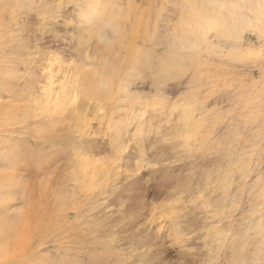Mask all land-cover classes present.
I'll list each match as a JSON object with an SVG mask.
<instances>
[{"label":"rangeland","instance_id":"374dc122","mask_svg":"<svg viewBox=\"0 0 264 264\" xmlns=\"http://www.w3.org/2000/svg\"><path fill=\"white\" fill-rule=\"evenodd\" d=\"M257 1L246 52L221 54L194 40L210 0H118L107 51L61 0H0V264H264V0L243 4ZM106 67L127 88L99 105L83 74Z\"/></svg>","mask_w":264,"mask_h":264},{"label":"bare ground","instance_id":"6f19581e","mask_svg":"<svg viewBox=\"0 0 264 264\" xmlns=\"http://www.w3.org/2000/svg\"><path fill=\"white\" fill-rule=\"evenodd\" d=\"M216 2L217 3L215 4L214 0H210L209 4H211V5H210L209 8L206 9V11L204 13L201 10H194L193 15L199 21L205 22V23L207 22V24H205L203 26L202 34H199V35L196 34L194 36L195 42H198L199 45L202 46V47H204L205 45H208V50L209 51H213L214 52V51L217 50V49L215 50V48H219L217 52H220L221 54L223 52H225L224 50H226L227 48H231V51L233 53L234 52L245 53L246 51H244V45H245V40H246L245 36H246L247 32H249V33L252 32L253 34H255V32H253V31H255V29L259 28L258 25L261 22V18H260V16H258L259 13L257 15H254V12L258 11L259 8L261 7V3H259L257 1V5H256V7H254L255 8L254 9V8H251L252 6L250 5V3H249V5L243 4L244 0H217ZM249 2H252V1H249ZM212 6H216L218 10L215 9L216 7L212 8ZM222 9L225 10V14L223 15V13H222L223 16H221ZM245 10L248 11L249 13L252 12V14L249 15L247 12H245ZM181 14L182 15H188L189 12H182ZM121 36H123V35H121ZM124 37H126V36H124ZM174 38L178 39V40H181V32L176 30L175 33H174ZM184 39H186V38H184ZM158 44H160V42ZM167 47H169V46H167ZM118 48H119V51L121 50V52L125 53V55H124L125 57H123V58H127V56H129L133 52V45L130 44V43L127 46L124 45V44L123 45L121 44L120 46H118ZM165 50H167V49H165ZM228 53H229V51H228ZM198 54H199V52H198ZM107 56L110 57L109 54H107ZM182 58H185V57L182 56ZM129 65L133 66V64L131 62L129 63ZM147 67H148V65H147ZM146 68L143 69L144 72H145ZM101 77H103V80H102ZM163 77H165V76H163ZM163 77H160V79L163 78ZM87 79H89V80L91 79V83H89V87L87 89H84L86 87H83V92L85 91L84 93H86L84 98L88 99L89 101H92V100L97 101V102H99L98 103L99 105L106 104V102H108V101L112 102V100L116 101L117 100V98H116L117 94L120 91L123 92L127 88V85H126V82H124V79L123 78L119 79V76L116 73H112L107 67L104 69V71H101V73H96L94 75L93 74L91 75L90 73H84L83 74V82H84L85 85L87 83ZM167 82H169V79L166 80V83ZM48 83H49V80L47 81V84ZM87 85H88V83H87ZM48 86H50V85H48ZM52 86L53 85H51V87H49L50 90H52L51 89ZM53 87L55 88V86H53ZM120 98H123V97H120ZM77 99L78 98H72L71 102L74 104V103H76ZM83 101L84 100H82V102ZM56 106H60V108H62V106L59 105V104L58 105L56 104ZM155 106L158 108V107H162L163 105H160V106L155 105ZM72 107H73V105H72ZM77 108L78 107H74L73 109H77ZM184 112H186L188 115H190V118H188V116L186 114L183 117L184 119L189 121V124L192 122L190 130L193 129L194 132L195 131H199L200 129L199 130H197V129L200 128L201 122L199 123V121H198L196 123V122H194L193 119L191 121L192 117H191V114L189 113V109L188 108ZM45 113H46V111H45ZM145 115H143V116H145ZM193 130H192V132H193ZM194 132H193V134L191 133L193 139L195 138L197 140H200V138L198 137V133L199 132H197V133H194ZM118 133L119 134L121 133V127H118ZM183 141L186 142V140H184V139H183ZM201 142H202V144H201ZM201 142H200V144L202 146L204 140L202 139ZM202 147H205V146H202ZM114 149L115 150L117 149L118 151L121 150L119 147H116ZM4 159H5V156H4ZM72 230L73 229H70V231L72 232L71 234L73 236H76V233H73L74 230L73 231ZM67 233L69 234L70 232H67ZM52 239H55V238L52 237ZM57 239H59V238H57ZM45 240H44V242H45ZM56 240H54V241L56 242ZM40 241L43 242L42 238L39 239V242ZM47 243H49V242L47 241ZM41 245H43V243H41Z\"/></svg>","mask_w":264,"mask_h":264},{"label":"clouds","instance_id":"9594fccd","mask_svg":"<svg viewBox=\"0 0 264 264\" xmlns=\"http://www.w3.org/2000/svg\"><path fill=\"white\" fill-rule=\"evenodd\" d=\"M71 7V20L78 33L107 51L116 43L122 30L124 10L118 0H61L60 12ZM160 77L171 71L167 62L153 69Z\"/></svg>","mask_w":264,"mask_h":264}]
</instances>
